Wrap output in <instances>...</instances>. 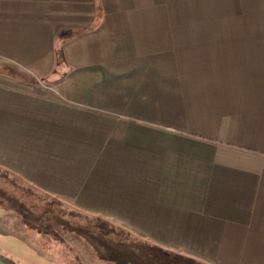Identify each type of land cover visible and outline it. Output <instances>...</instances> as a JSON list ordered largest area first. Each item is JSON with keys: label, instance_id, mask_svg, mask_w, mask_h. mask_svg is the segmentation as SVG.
Returning <instances> with one entry per match:
<instances>
[{"label": "crops", "instance_id": "obj_1", "mask_svg": "<svg viewBox=\"0 0 264 264\" xmlns=\"http://www.w3.org/2000/svg\"><path fill=\"white\" fill-rule=\"evenodd\" d=\"M2 179L167 254L264 264V0H0ZM3 189V257L86 264Z\"/></svg>", "mask_w": 264, "mask_h": 264}, {"label": "rangeland", "instance_id": "obj_2", "mask_svg": "<svg viewBox=\"0 0 264 264\" xmlns=\"http://www.w3.org/2000/svg\"><path fill=\"white\" fill-rule=\"evenodd\" d=\"M4 182L2 179L0 189L4 188L3 190H8L20 199L12 204L25 216L27 223L50 235L52 239L66 237L74 245L78 244L76 245L78 254L86 264H198L174 254L149 248L127 234L113 230L100 220L81 215L60 202L27 190V187L10 183L8 185ZM76 236L82 237L83 242ZM6 247L18 257L20 264L49 262V257L41 253V250H36L43 254L42 257H37L31 250L18 248L12 244H6ZM2 255L0 254V257ZM45 256L46 259H43Z\"/></svg>", "mask_w": 264, "mask_h": 264}, {"label": "trees", "instance_id": "obj_3", "mask_svg": "<svg viewBox=\"0 0 264 264\" xmlns=\"http://www.w3.org/2000/svg\"><path fill=\"white\" fill-rule=\"evenodd\" d=\"M62 58V51L61 52H58V59L61 60ZM6 264H17L15 263L13 260L9 259V258H6V257H0Z\"/></svg>", "mask_w": 264, "mask_h": 264}, {"label": "water", "instance_id": "obj_4", "mask_svg": "<svg viewBox=\"0 0 264 264\" xmlns=\"http://www.w3.org/2000/svg\"><path fill=\"white\" fill-rule=\"evenodd\" d=\"M0 264H6V263L0 258Z\"/></svg>", "mask_w": 264, "mask_h": 264}]
</instances>
